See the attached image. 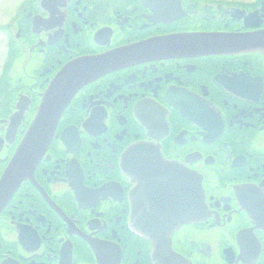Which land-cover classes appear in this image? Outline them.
Segmentation results:
<instances>
[{
	"label": "flooded vegetation",
	"instance_id": "flooded-vegetation-1",
	"mask_svg": "<svg viewBox=\"0 0 264 264\" xmlns=\"http://www.w3.org/2000/svg\"><path fill=\"white\" fill-rule=\"evenodd\" d=\"M198 2L20 3L0 177L58 74L91 80L0 213V264H264V54L181 51L264 33V0Z\"/></svg>",
	"mask_w": 264,
	"mask_h": 264
},
{
	"label": "water",
	"instance_id": "water-1",
	"mask_svg": "<svg viewBox=\"0 0 264 264\" xmlns=\"http://www.w3.org/2000/svg\"><path fill=\"white\" fill-rule=\"evenodd\" d=\"M140 2L181 3V0H140ZM165 46V50H169V45ZM196 50L203 54L246 50L264 54V33L260 35L253 34L249 37H234L231 40H229V37L212 38L207 36L198 39L190 37L183 41L182 53L191 55L197 52ZM90 64L91 61L89 59H82L68 65L49 85L43 95L35 118L32 120L27 132L0 177V213L6 207L20 184L32 177L35 166L45 153L53 137L61 112L69 103L72 95L91 80V76L82 74L83 68ZM11 121L13 122V119ZM139 148L138 146L133 147L131 154L132 152H141L142 149ZM148 152L153 154L149 150ZM153 155V158L159 159L157 155Z\"/></svg>",
	"mask_w": 264,
	"mask_h": 264
},
{
	"label": "rangeland",
	"instance_id": "rangeland-1",
	"mask_svg": "<svg viewBox=\"0 0 264 264\" xmlns=\"http://www.w3.org/2000/svg\"><path fill=\"white\" fill-rule=\"evenodd\" d=\"M22 1L23 0H0V82L1 80L6 81V79L8 78L6 74H2L3 70L5 69L6 70L5 73H7V71L10 70L12 67V64L9 63V61H7V50H6L8 41L12 38V34L14 35V32L10 33L9 27L11 28V22L13 21L14 17L19 15L20 3H22ZM192 1H196V0H192ZM197 1H201L198 3H249L252 0H197ZM5 85L8 84H4V86ZM7 88L9 87L7 86Z\"/></svg>",
	"mask_w": 264,
	"mask_h": 264
},
{
	"label": "bare ground",
	"instance_id": "bare-ground-1",
	"mask_svg": "<svg viewBox=\"0 0 264 264\" xmlns=\"http://www.w3.org/2000/svg\"><path fill=\"white\" fill-rule=\"evenodd\" d=\"M18 189V188H17ZM13 197V196H12Z\"/></svg>",
	"mask_w": 264,
	"mask_h": 264
}]
</instances>
